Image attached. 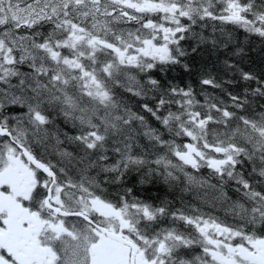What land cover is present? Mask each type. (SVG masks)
Masks as SVG:
<instances>
[{
  "label": "snow or ice",
  "instance_id": "1",
  "mask_svg": "<svg viewBox=\"0 0 264 264\" xmlns=\"http://www.w3.org/2000/svg\"><path fill=\"white\" fill-rule=\"evenodd\" d=\"M0 264H264V0H0Z\"/></svg>",
  "mask_w": 264,
  "mask_h": 264
}]
</instances>
